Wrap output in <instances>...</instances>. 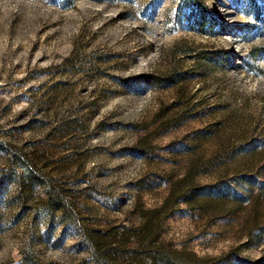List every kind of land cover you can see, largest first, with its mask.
I'll use <instances>...</instances> for the list:
<instances>
[{
    "label": "rangeland",
    "instance_id": "374dc122",
    "mask_svg": "<svg viewBox=\"0 0 264 264\" xmlns=\"http://www.w3.org/2000/svg\"><path fill=\"white\" fill-rule=\"evenodd\" d=\"M196 165L264 181V0H0V264H90L85 226ZM247 211L180 203L163 237L264 264Z\"/></svg>",
    "mask_w": 264,
    "mask_h": 264
},
{
    "label": "trees",
    "instance_id": "16d2710c",
    "mask_svg": "<svg viewBox=\"0 0 264 264\" xmlns=\"http://www.w3.org/2000/svg\"><path fill=\"white\" fill-rule=\"evenodd\" d=\"M257 150L259 147L253 149V151ZM198 168L196 165L183 177L168 180V196L160 206L147 208L139 203L134 212L138 218L137 224L85 226L82 229V238L89 247V263L222 264L226 262L230 258V253L220 256H199L190 249L178 248L172 241L163 237L165 223L180 203L186 204L198 214L211 217L227 216L232 209L242 212L248 210V216L257 227L250 232L257 230V236L264 237V181L260 178L262 173L239 175L234 183L220 179L215 183L201 184L196 176ZM253 236L252 234L251 237Z\"/></svg>",
    "mask_w": 264,
    "mask_h": 264
}]
</instances>
